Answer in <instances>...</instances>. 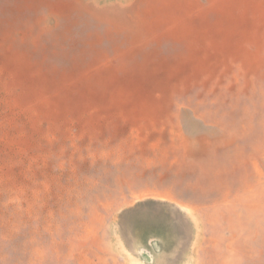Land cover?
Masks as SVG:
<instances>
[{
    "label": "rangeland",
    "instance_id": "rangeland-1",
    "mask_svg": "<svg viewBox=\"0 0 264 264\" xmlns=\"http://www.w3.org/2000/svg\"><path fill=\"white\" fill-rule=\"evenodd\" d=\"M119 240L264 264V0H0V264H126Z\"/></svg>",
    "mask_w": 264,
    "mask_h": 264
},
{
    "label": "bare ground",
    "instance_id": "bare-ground-1",
    "mask_svg": "<svg viewBox=\"0 0 264 264\" xmlns=\"http://www.w3.org/2000/svg\"><path fill=\"white\" fill-rule=\"evenodd\" d=\"M112 4V3H111ZM111 6V5H110ZM115 5H112V7H114ZM100 7V6H99ZM121 7V6H120ZM97 9H98V7H97ZM100 9H101V7H100ZM114 11H115V9L114 8H112ZM116 10H120V8H117ZM42 90V89H41ZM40 90V91H41ZM43 91V90H42ZM47 93H45V95H46ZM50 94V93H49ZM54 95L55 94V92L54 93H51V95ZM45 95H44V97H45ZM50 96V95H49ZM46 102L48 101V102H50V100H48L47 98H43ZM41 100V99H40ZM44 101V102H45ZM21 103H22V101H21ZM22 105H23V103H22ZM33 103L32 102H30V104L29 105H26V107H27V111H29V112H31L32 110H33ZM51 104L49 103L48 104V106H50ZM34 107H36V106H34ZM51 108H53V106L51 105ZM53 110V109H52ZM193 113V115H194V117H196L195 116V113L194 112H192ZM50 115V114H49ZM200 115H202V114H200ZM50 116H52V114L50 115ZM202 116H204L205 117V119H203V120H205L204 122V124L206 125V126H211V125H213V126H215L216 127V129H218V131L215 129L213 132H219V130L221 131V132H224V133H226V135H232L233 133H234V131L235 130H233L232 129V127H229L228 126V124H226V122L223 124L222 123V120H220V119H217L218 117H211L208 113H207V115H202ZM215 119H217V120H215ZM35 121L37 122V123H39V121L40 120H36L35 119ZM216 121V122H215ZM243 123L242 122H240L239 123V125H242ZM212 127V126H211ZM230 160H232V158L230 159ZM204 172H207V171H204ZM206 174V173H205ZM163 191L165 192H161V193H159V192H151V194H150V196H152L153 198H162V199H165V200H168V201H172V202H175V203H177L178 204V206L180 207V208H182V209H184V210H188V214L191 216V217H193L194 216V212H196V207H194V206H192V204H190V203H187V202H183V201H177L176 199H175V195L176 196H178V195H180L181 197H186V199L187 200H190V201H192V199H193V197L192 196H190V195H187V192H181L180 193V191L178 192V191H176V190H174V191H172V189H166V188H164L163 189ZM143 194H141V195H139L138 197L136 196L135 198L136 199H138L139 197L141 198V196H142ZM144 197V196H143ZM134 198V197H133ZM196 201H198V200H196ZM115 203V202H114ZM123 203V202H122ZM123 204H118V208L119 207H121ZM114 215V214H113ZM118 219V218H117ZM111 220V219H110ZM91 221H92V219H91ZM99 221V220H98ZM196 222V221H195ZM88 230H90L89 228H86V232H88ZM80 237L81 236H83V235H79ZM110 240V239H109ZM192 240V239H191ZM122 241L121 240H119V243L116 245V247L115 248H113V246L112 247H110L109 245V247H110V250H113V251H116V253L117 252H121V255L123 256V257H126V259H127V262H126V264H139V263H137L135 260L133 261V258H130L129 256L130 255H132L128 250H126V247H124V243H121ZM193 248V247H192ZM195 248V247H194ZM1 250V249H0ZM112 251V252H113ZM115 254V253H114ZM184 254V253H183ZM182 254V255H183ZM185 254H186V251H185ZM184 254V255H185ZM38 256H40V255H38ZM92 257V256H91ZM35 258H37V257H35ZM178 258V257H177ZM175 259V258H174ZM182 259V258H181ZM180 259V260H181ZM193 260V259H192ZM1 261H4V260H2V258H1ZM182 262V261H181ZM89 263V262H88ZM176 263V262H175ZM178 263V262H177ZM194 264V263H193Z\"/></svg>",
    "mask_w": 264,
    "mask_h": 264
}]
</instances>
